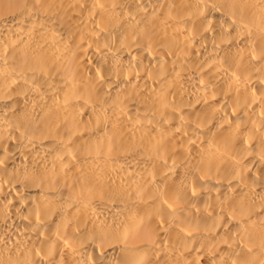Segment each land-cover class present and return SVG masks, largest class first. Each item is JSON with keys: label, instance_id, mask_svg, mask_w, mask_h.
I'll return each mask as SVG.
<instances>
[{"label": "bare ground", "instance_id": "obj_1", "mask_svg": "<svg viewBox=\"0 0 264 264\" xmlns=\"http://www.w3.org/2000/svg\"><path fill=\"white\" fill-rule=\"evenodd\" d=\"M0 264H264V0H0Z\"/></svg>", "mask_w": 264, "mask_h": 264}]
</instances>
